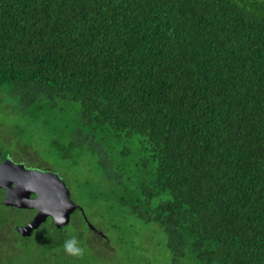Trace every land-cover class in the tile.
<instances>
[{
    "label": "trees",
    "instance_id": "16d2710c",
    "mask_svg": "<svg viewBox=\"0 0 264 264\" xmlns=\"http://www.w3.org/2000/svg\"><path fill=\"white\" fill-rule=\"evenodd\" d=\"M6 158L61 179L92 161L102 191L79 193L137 218L141 254L264 264V0H0ZM3 197L0 264H105L84 208L22 237L34 211Z\"/></svg>",
    "mask_w": 264,
    "mask_h": 264
},
{
    "label": "water",
    "instance_id": "95a60500",
    "mask_svg": "<svg viewBox=\"0 0 264 264\" xmlns=\"http://www.w3.org/2000/svg\"><path fill=\"white\" fill-rule=\"evenodd\" d=\"M0 189L4 191L3 205L35 211L30 221L15 227L22 237H29L47 218L60 228L69 224L75 210L84 214L57 173L27 168L8 158L0 163ZM88 227L98 232L91 224Z\"/></svg>",
    "mask_w": 264,
    "mask_h": 264
},
{
    "label": "rangeland",
    "instance_id": "374dc122",
    "mask_svg": "<svg viewBox=\"0 0 264 264\" xmlns=\"http://www.w3.org/2000/svg\"><path fill=\"white\" fill-rule=\"evenodd\" d=\"M82 168V169H81ZM60 176V175H59ZM61 177V176H60ZM63 181L67 184V187L70 191L71 199L81 208H84L85 214L88 216L90 220V224L98 230L104 236H107L108 241L98 240L94 241V246L88 244L93 249H97L100 254H103L106 260H104L105 264H125L121 260V252L115 248V245L111 242V240L118 239L116 227L120 231H125L127 234V239L132 242L137 251V256L134 259L133 254H127L130 259L127 264H143L144 260L149 262V264H168L166 260H162V257L157 256L156 254H150V250L147 253H140L138 251L144 250L146 248H150V243L146 241L145 235L142 237L135 236L134 231L143 232L142 223L137 220V218L127 214L123 209L118 208L110 201L100 202L94 199H91L90 193L87 196V190L83 189L81 196L79 197V190L81 187H86L85 183L90 182L91 186L89 188L93 189L97 187V173L93 169L92 161H86L83 163L79 169H70L66 172L65 179L62 178ZM97 191H102L96 189ZM79 193V194H78ZM92 194V193H91ZM146 234V233H143ZM94 237V236H93ZM102 239V237H100ZM94 239V238H93ZM126 239V241H127ZM91 247V248H92ZM111 249H115L113 252ZM125 253V251H124ZM144 254V255H143ZM143 255V260L137 262V259ZM164 255V254H163Z\"/></svg>",
    "mask_w": 264,
    "mask_h": 264
},
{
    "label": "flooded vegetation",
    "instance_id": "af4514ba",
    "mask_svg": "<svg viewBox=\"0 0 264 264\" xmlns=\"http://www.w3.org/2000/svg\"><path fill=\"white\" fill-rule=\"evenodd\" d=\"M33 211H34V210H33ZM34 213H35V211H34ZM34 213L32 214L31 218L33 217ZM31 218H30L29 220H27L25 223H27L28 221H30ZM45 222H46V221H45ZM25 223H24V224H25ZM21 225H23V224H21ZM39 227H40V226H39ZM33 232H34V231H33ZM33 232H32V233H33ZM31 235H32V234H31ZM31 235H30V236H31ZM101 236H102V235H101Z\"/></svg>",
    "mask_w": 264,
    "mask_h": 264
},
{
    "label": "clouds",
    "instance_id": "9594fccd",
    "mask_svg": "<svg viewBox=\"0 0 264 264\" xmlns=\"http://www.w3.org/2000/svg\"><path fill=\"white\" fill-rule=\"evenodd\" d=\"M68 247H71V245L69 244Z\"/></svg>",
    "mask_w": 264,
    "mask_h": 264
}]
</instances>
